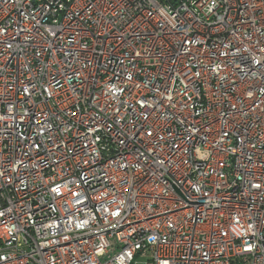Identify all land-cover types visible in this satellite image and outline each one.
Masks as SVG:
<instances>
[{"label": "built area", "instance_id": "1", "mask_svg": "<svg viewBox=\"0 0 264 264\" xmlns=\"http://www.w3.org/2000/svg\"><path fill=\"white\" fill-rule=\"evenodd\" d=\"M264 264V0H0V264Z\"/></svg>", "mask_w": 264, "mask_h": 264}, {"label": "rangeland", "instance_id": "2", "mask_svg": "<svg viewBox=\"0 0 264 264\" xmlns=\"http://www.w3.org/2000/svg\"><path fill=\"white\" fill-rule=\"evenodd\" d=\"M146 261V258L145 257H139L138 259H137V264H143L144 262Z\"/></svg>", "mask_w": 264, "mask_h": 264}]
</instances>
